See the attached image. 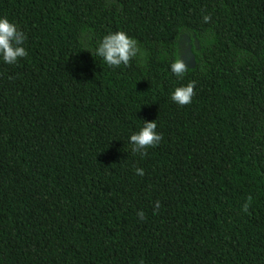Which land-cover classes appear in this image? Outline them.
<instances>
[{
	"label": "trees",
	"instance_id": "16d2710c",
	"mask_svg": "<svg viewBox=\"0 0 264 264\" xmlns=\"http://www.w3.org/2000/svg\"><path fill=\"white\" fill-rule=\"evenodd\" d=\"M0 16L28 52L0 62V264H264V0H0ZM117 30L142 56L109 68L90 52ZM144 120L163 139L140 155Z\"/></svg>",
	"mask_w": 264,
	"mask_h": 264
},
{
	"label": "clouds",
	"instance_id": "9594fccd",
	"mask_svg": "<svg viewBox=\"0 0 264 264\" xmlns=\"http://www.w3.org/2000/svg\"><path fill=\"white\" fill-rule=\"evenodd\" d=\"M209 20V16H203L205 23ZM26 39L25 33L14 22H11L7 17L0 16V62L12 65L20 59L26 58L28 55L25 47ZM90 53L93 58L99 57L103 64L109 68L127 66L132 59L142 56L137 41L122 30L108 32L96 41L95 48ZM169 67L170 72L178 80L182 79L187 71V65L183 60H175ZM195 86V81H189L187 84L175 87L170 92V100L178 106L190 104ZM162 139V135L157 131L156 120H144L143 126L128 137V143L133 153L144 155L148 148L158 146ZM134 172L138 176L144 175L142 168H135ZM155 207L157 209L160 207L159 202ZM243 210L247 212V204L243 205ZM137 215L141 219L144 218L143 211L138 212Z\"/></svg>",
	"mask_w": 264,
	"mask_h": 264
},
{
	"label": "rangeland",
	"instance_id": "374dc122",
	"mask_svg": "<svg viewBox=\"0 0 264 264\" xmlns=\"http://www.w3.org/2000/svg\"><path fill=\"white\" fill-rule=\"evenodd\" d=\"M196 47V43H192L187 37H184L180 42L179 60H183L187 68H192L194 66L193 48Z\"/></svg>",
	"mask_w": 264,
	"mask_h": 264
}]
</instances>
